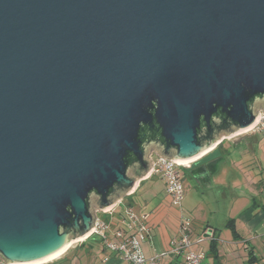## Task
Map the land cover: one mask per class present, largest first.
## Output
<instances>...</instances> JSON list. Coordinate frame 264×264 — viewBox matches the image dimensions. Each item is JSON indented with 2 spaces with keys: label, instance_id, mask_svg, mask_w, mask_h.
I'll list each match as a JSON object with an SVG mask.
<instances>
[{
  "label": "water",
  "instance_id": "95a60500",
  "mask_svg": "<svg viewBox=\"0 0 264 264\" xmlns=\"http://www.w3.org/2000/svg\"><path fill=\"white\" fill-rule=\"evenodd\" d=\"M260 112L264 0H0V258L85 240L151 154L194 162Z\"/></svg>",
  "mask_w": 264,
  "mask_h": 264
},
{
  "label": "crops",
  "instance_id": "0c3cea01",
  "mask_svg": "<svg viewBox=\"0 0 264 264\" xmlns=\"http://www.w3.org/2000/svg\"><path fill=\"white\" fill-rule=\"evenodd\" d=\"M227 140L230 138L223 139L220 145L218 143L192 162L190 168L183 169L181 176L188 177L196 187H211L212 176L224 161L226 148L223 146ZM227 142L236 143L232 140ZM260 170L263 173L258 179L252 178L250 183L245 179L250 195L243 205L241 193L219 190L213 194L217 199L229 195L238 202L224 211L218 224H208L202 219L200 224L195 225L181 209L182 206L172 204L165 192V181L158 174H150L139 181L133 191L106 213L109 216L106 221L110 227H122L125 234L135 236L145 258L166 252L160 259L161 264H180L182 261V256L175 257L169 252L171 242L180 236L184 221L190 223L192 249L204 251L207 264H264V168ZM84 241H80L77 250L84 248L87 261L97 257L96 251L99 250L103 264H126L107 250L98 237Z\"/></svg>",
  "mask_w": 264,
  "mask_h": 264
},
{
  "label": "rangeland",
  "instance_id": "374dc122",
  "mask_svg": "<svg viewBox=\"0 0 264 264\" xmlns=\"http://www.w3.org/2000/svg\"><path fill=\"white\" fill-rule=\"evenodd\" d=\"M254 134L257 136V141L255 142L253 138L250 137ZM231 140L236 141V143L227 142ZM251 140L254 143L250 142ZM227 141L223 146L226 148V152L223 155L224 161L219 164L217 172L213 174L211 187L204 188L201 185L196 187L188 177H182L184 200L178 207L181 208L182 206L181 209H183L189 218H192L195 225L200 224L202 219L208 224H218L222 219L224 211L233 204L238 203L235 201L236 198L232 196L228 195L227 198L221 197L217 199L213 194L215 195L219 190L241 193L243 205L245 198L250 195L249 187L245 185V179L250 183L252 178L258 179L261 173H263V170L260 172V169L261 167L264 168V130L258 128L239 133L231 136L230 140ZM190 165H192V163ZM182 170L183 169L180 170L181 173ZM97 214L98 217L105 221L109 219L106 213L99 212ZM110 228L111 231L114 232L122 227ZM80 243V241L72 242L64 253L41 264H103L102 261H100L99 255L101 252L99 250L96 251L98 253L97 257L94 256L87 261L84 248L82 250H77Z\"/></svg>",
  "mask_w": 264,
  "mask_h": 264
},
{
  "label": "built area",
  "instance_id": "2783aa9c",
  "mask_svg": "<svg viewBox=\"0 0 264 264\" xmlns=\"http://www.w3.org/2000/svg\"><path fill=\"white\" fill-rule=\"evenodd\" d=\"M264 130V113L260 112L258 121L252 130ZM152 166L150 174L161 175L165 181V191L170 196L173 205H180L183 201L184 189L182 184L181 169L189 168L193 161H176L173 159L163 158L160 156L150 155ZM149 174V175H150ZM106 210L102 213H108ZM96 212L93 236L98 237L104 247L127 264H161L160 259L166 255V252L157 254L153 257L145 258L141 252L138 240L133 235L125 234L121 229L111 231L108 222L98 217ZM198 241H201L199 239ZM193 241L190 234V223L184 221L181 224L180 236L171 242L169 254L172 256H182L180 264H207L205 253L202 250L192 249ZM0 264H7L0 258Z\"/></svg>",
  "mask_w": 264,
  "mask_h": 264
},
{
  "label": "bare ground",
  "instance_id": "6f19581e",
  "mask_svg": "<svg viewBox=\"0 0 264 264\" xmlns=\"http://www.w3.org/2000/svg\"><path fill=\"white\" fill-rule=\"evenodd\" d=\"M239 133V132H238ZM188 161H192V160H188ZM84 238V237H83ZM83 238H81V240L83 239ZM72 242H75V241H69L68 243H67V245L63 248V249H61V250H59L58 252H56V253H54L53 255H51V256H49V257H47V258H44L43 260H40V261H38V262H34V263H30V264H41V263H44V262H47V261H49V260H52V259H54V258H56L57 256H59L60 254H62L64 251H66V249L72 244Z\"/></svg>",
  "mask_w": 264,
  "mask_h": 264
},
{
  "label": "trees",
  "instance_id": "16d2710c",
  "mask_svg": "<svg viewBox=\"0 0 264 264\" xmlns=\"http://www.w3.org/2000/svg\"><path fill=\"white\" fill-rule=\"evenodd\" d=\"M250 137L253 138L254 142L257 141V139H256L257 136H256L255 134H254L253 136H250ZM248 138H249V137H248ZM222 142H223V141H222ZM222 142H220L219 145H220ZM250 142H252V140H251ZM254 142H252V143H254ZM219 145H218V146H219ZM189 168H190V167H189ZM92 238L96 239L95 236L90 235L89 237H87V238L85 239L84 242H87L88 240H90V239H92ZM103 249H104V247H103ZM103 249H102V250H103Z\"/></svg>",
  "mask_w": 264,
  "mask_h": 264
}]
</instances>
